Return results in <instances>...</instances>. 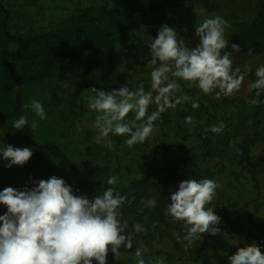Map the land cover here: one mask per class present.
Segmentation results:
<instances>
[{
	"label": "rangeland",
	"instance_id": "374dc122",
	"mask_svg": "<svg viewBox=\"0 0 264 264\" xmlns=\"http://www.w3.org/2000/svg\"><path fill=\"white\" fill-rule=\"evenodd\" d=\"M260 1L134 0V15L119 22L117 17L104 14V8L110 6L106 0H4V7L12 17L13 33H50L53 38L56 30H62L84 10H91L102 21V26L113 32L114 38L102 51L112 74L106 83H98L97 75L89 68L88 62H59L57 59L62 60V56L55 54L57 57H52L55 58L53 65L49 59L51 68L47 78L24 90L26 104H30L33 99L38 100L47 113V119L39 120L30 108L26 109L30 122L39 121L34 130L38 140L60 145L78 165L84 178L107 182L110 176L116 175L117 184L114 186H122L142 180L148 171L156 170L177 157L197 154L198 141L189 133V127L184 122L189 103L197 98L204 100L207 117L212 124L218 121L226 124L221 134H228L227 145L220 147L223 149L217 152V156L200 163L203 169L209 171L211 179L221 184L211 205L206 207L214 208L215 214L221 217L222 234L215 237L205 235L187 254L176 240L180 232L170 217L164 232L153 233L148 227L143 207L147 200L157 199L163 190L161 180L168 175L160 173L158 178L152 177L143 187L129 195L130 205L125 203L123 220L128 222L129 230H132L133 225L140 224L148 231L135 234L131 250L121 248V259L135 264L136 248L144 247L148 249L144 253L146 264H155L156 258L164 259L165 264H212L222 253L252 243L258 232L256 225L264 228V140L252 141L248 148L249 154L243 160L236 157V145L246 137H252L259 128L257 119L249 110L245 114L239 110L241 102L246 101L253 92H249L247 86L255 80V69L264 64V51L251 55L240 51L233 53L234 66L239 65L243 71L247 65L252 71L241 90L232 96L216 99L215 94L205 95L195 84L179 81L191 100L174 110H168V124L158 127L152 137L132 149L124 142L118 144L113 136L111 139L115 142V151L105 147L104 141L96 143L98 133L93 126L96 113L87 106L89 97L95 95L90 90L92 87L107 91L118 89L126 83L130 89H135L143 82L145 90H150L151 69L146 65L151 56L147 44L156 37L163 24L175 28L189 46H195L199 42L195 25L205 18L220 15L230 21L231 27L226 30V38L230 40L235 24L257 20L256 7ZM228 51H231L230 47ZM154 110L155 105H151L149 112ZM230 141L234 143L230 145ZM0 143L7 144L1 118ZM6 163L0 158V186L21 182L27 171L17 165L9 169L5 167ZM178 185L170 186L168 191L177 190ZM94 195L88 198L91 200Z\"/></svg>",
	"mask_w": 264,
	"mask_h": 264
},
{
	"label": "clouds",
	"instance_id": "9594fccd",
	"mask_svg": "<svg viewBox=\"0 0 264 264\" xmlns=\"http://www.w3.org/2000/svg\"><path fill=\"white\" fill-rule=\"evenodd\" d=\"M230 27V21L220 15L205 18L195 25L199 42L189 46L175 28L163 24L147 44L151 56L146 65L151 69L150 90H145L143 82L135 89L126 83L107 91L90 89L95 95L89 97L87 106L96 113L93 125L98 133L96 143L104 141L105 147L115 151L112 136L126 137L124 144L129 149L146 142L158 130L156 122L162 121L165 112L191 100L179 81L195 84L203 94H215L216 99L239 92L252 70L247 65L243 71L239 65L234 66L233 53L240 51V45L226 38ZM252 51L248 49V54ZM254 75L255 80L247 86L249 92L255 91V97L245 101L249 106L264 103L260 99L264 93V64L255 69ZM151 105H155V110L149 112ZM191 107L199 109V102L192 101ZM24 108H30L39 120L47 119L38 100L33 99ZM38 122L33 120L29 124L27 116L21 115L13 121V127L17 131L26 127L35 130ZM184 122L191 133L196 127L194 118L185 116ZM225 128L226 124L218 121L204 128L202 134L219 135ZM233 143L230 141V145ZM32 156L27 147L0 143V158L7 161L5 167L9 169L24 166ZM29 182L34 186L26 184L22 190L5 187L0 191V205L7 209L0 215V264H107L109 252L119 260L121 248L131 250L135 234L148 231L140 224L129 230L128 222L122 219V207L131 201L115 187H107L90 200L86 194L76 195L72 185L55 175L46 180L30 177ZM116 184L117 176H110L107 185ZM219 188L221 184L216 179L188 178L170 192L164 214L173 223L182 222L185 234H177L176 240L185 253L190 254L189 249L202 241L204 234L213 237L222 234L221 217L214 208L206 207ZM157 203L153 198L145 206L156 208ZM158 223L154 222L152 229ZM262 248L264 245L255 241L245 243L228 257V264H264ZM147 251L144 247L136 248L135 264H146ZM155 264H165V260L156 258Z\"/></svg>",
	"mask_w": 264,
	"mask_h": 264
},
{
	"label": "trees",
	"instance_id": "16d2710c",
	"mask_svg": "<svg viewBox=\"0 0 264 264\" xmlns=\"http://www.w3.org/2000/svg\"><path fill=\"white\" fill-rule=\"evenodd\" d=\"M106 1L110 6L107 9L104 8V14H111L117 17L119 22L131 18L135 13L133 9L134 0ZM256 10L258 15L256 21L235 24L231 30L230 41L231 43L239 44L240 52L242 53H248V49H252V53L264 51V0L258 2ZM11 20L10 13L4 7V0H0V118L4 126L7 144L19 148L27 147L33 152V156L29 162L21 166L27 171L22 181L12 186H0V191L5 187L22 190L26 184L29 187H33L34 185L29 182L30 177L35 180H46L55 175L72 185L76 195L86 194L90 197V195L101 194L107 187H115L122 195L127 194L129 197L134 191L143 187L152 177L158 178L160 173H166L168 176L161 180L163 190L160 191L156 199L158 202L157 207H143L149 229L153 233L164 232L169 218L164 214V208L170 202L168 200L170 195L169 187L179 184L182 180L188 178L211 179L209 171L203 169L200 163L217 156V152L223 149L220 147L227 145L228 134L215 135L208 132L206 137L202 134L204 128L212 125V121L207 117L204 100L202 98L194 99L199 102V109H193L190 102L188 111L184 114V117L192 116L196 122V127L191 132V135L196 137L199 144V152L197 154H185L177 157L172 162L162 165L156 170L148 171L142 180L132 181L122 186H110L105 181L86 179L82 176L78 165L71 160L60 145L54 142H40L35 131L30 130L28 127L23 131H17L13 127V121L21 115L27 116V110L24 108L26 104L24 90L47 78L51 68L49 59L53 61V65L57 54L62 56V60L57 59L59 62H88L91 66L89 68L97 75L98 83L102 84L109 81L112 78V74L109 71L108 62L104 58L102 51L114 38L113 32L105 29L102 26V21L95 17L91 10H84L76 15L62 30H56L53 38L50 33H13ZM63 34L68 36L65 37ZM52 57L55 58L52 59ZM254 97L255 91L250 94L248 99ZM260 99L264 100L263 93ZM247 110L257 119L259 128L252 137H246L243 142L236 145V157L238 160H243L249 154L248 148L252 141L255 139L264 140V103L259 106H249L245 101L241 102L240 113L245 114ZM167 114V112L163 114L162 121L156 122L158 127L168 124ZM131 115L130 113L129 116L131 117ZM29 124H31L30 121ZM187 126L190 127L189 125ZM125 139L126 137L113 136V140L118 144L124 142ZM125 209L126 206L124 205L122 207L123 215L126 211ZM6 210L4 205H0V215ZM156 221H159V223L155 229H152L151 226ZM175 227L179 229L180 235L183 236L185 234L182 231V222H176ZM255 227L258 232L254 237V241L257 244L264 245V228H261L260 225ZM237 248H232L226 254L222 253L216 258L217 261L212 264H228V257L234 254ZM261 250L264 251V248ZM107 264L131 263L121 258L115 260L113 254L109 252Z\"/></svg>",
	"mask_w": 264,
	"mask_h": 264
},
{
	"label": "built area",
	"instance_id": "2783aa9c",
	"mask_svg": "<svg viewBox=\"0 0 264 264\" xmlns=\"http://www.w3.org/2000/svg\"><path fill=\"white\" fill-rule=\"evenodd\" d=\"M263 243V242H262Z\"/></svg>",
	"mask_w": 264,
	"mask_h": 264
}]
</instances>
